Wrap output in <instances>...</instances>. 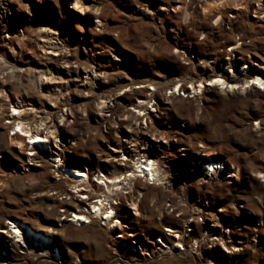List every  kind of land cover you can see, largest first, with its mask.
I'll return each instance as SVG.
<instances>
[{"label": "rangeland", "instance_id": "rangeland-1", "mask_svg": "<svg viewBox=\"0 0 264 264\" xmlns=\"http://www.w3.org/2000/svg\"><path fill=\"white\" fill-rule=\"evenodd\" d=\"M74 1L0 0V264H264V85L253 79L264 76V0H83L85 12ZM237 35L239 59L221 67ZM141 91L154 96L146 112ZM16 98L24 121L64 144L58 158L11 142ZM152 109L160 182L134 180L117 197L101 186L120 199L113 218L72 220L103 195L81 203L73 181L120 176L112 148Z\"/></svg>", "mask_w": 264, "mask_h": 264}, {"label": "bare ground", "instance_id": "bare-ground-1", "mask_svg": "<svg viewBox=\"0 0 264 264\" xmlns=\"http://www.w3.org/2000/svg\"><path fill=\"white\" fill-rule=\"evenodd\" d=\"M72 6H71V8L72 9H74V8H79V9H81V11L82 12H85L86 11V9H88V7L85 5V3H84V1L83 0H75L74 1V3H72L71 4ZM210 7L211 6H209L208 7V9H210ZM231 16V15H230ZM232 17V16H231ZM235 18V17H234ZM223 20V21H222ZM221 22H224V18H223V15H220L219 14V17L216 19V23L215 24H217V26L219 25V23H221ZM100 24V21H97V26ZM213 25H214V21H213ZM221 27V26H220ZM224 43V42H223ZM227 43V42H226ZM241 48V47H240ZM234 50V52H232V53H230V54H228V56L229 57H227L228 59H227V63L231 66L232 64H234L235 63V60H237V59H239V57L238 58H236V55H235V48L233 49ZM241 50V49H240ZM240 50H237L239 53H241L240 52ZM259 66V65H258ZM260 69L262 68L263 69V67L262 66H260L259 67ZM16 68H11L10 69V71L8 72V73H14V72H16ZM7 73V74H8ZM234 78V77H233ZM216 79V78H215ZM253 79H254V81H256V82H258V84L260 83L261 85H264V84H262V81L264 82V76H258V75H255V76H253ZM217 80V82H219V84H220V81H221V79H216ZM41 81H42V79H41ZM229 80H225V81H221V83L222 82H224L222 85L224 86V85H226V84H229V82H228ZM0 82H2L3 83V85H4V81H0ZM211 82V81H210ZM216 82V81H215ZM199 83L200 84H202L203 83V81H199ZM214 83V82H213ZM212 83V84H213ZM248 83V81L246 80V79H244V81H243V84H247ZM257 84V83H256ZM192 85H193V83H192ZM240 85V84H239ZM183 86V85H182ZM217 86V85H216ZM231 87V86H230ZM237 87V86H236ZM243 87V86H242ZM241 87V93H249V90H247V89H243ZM186 87H181V90L182 91H184L185 92V89ZM200 89V88H199ZM240 89V88H239ZM197 90V89H196ZM258 91V90H257ZM139 94H141L142 96L139 98V105L137 106V107H135L136 109H138L139 110V112H146L147 111V108H146V106H145V104H151V102L154 100V97H153V95L152 96H149V94L148 93H146V92H139ZM122 94L121 93H119L116 97H115V101L117 102V101H121L122 99ZM17 99V98H16ZM130 101H131V99H130ZM10 102H11V104H14V101H12V100H10ZM15 104H17V106H14L10 111H9V114L11 113V116H12V119H13V121H12V124H13V127H12V130H14V133H13V135H12V137H11V142L12 143H14V145L15 146H17V148L19 149V151H29V152H31V153H29L28 155H27V157L29 158V157H35V156H37V151L38 150H40V151H43V152H47V153H50L53 157H55V159L56 158H58V150H60V145H64L63 143L61 144V142H60V144H58V142H56V141H54V138H52V135H53V133L52 132H44L43 130H41V129H39V128H37V127H31V125L29 124V123H27L26 121H24V118H25V115L23 114V111H22V108H23V106H21V103L19 102V99H17V102L15 103ZM134 106V105H133ZM3 113V112H2ZM42 125V124H41ZM46 129H48V130H51L52 128H53V126H47L46 125ZM145 130V129H144ZM147 131V130H146ZM134 136H132V137H130L131 139L133 138ZM138 150V149H137ZM137 150H136V152H137ZM116 157H114V158H112L113 160L115 159ZM34 159H36V157L34 158ZM30 161H32V159L30 160ZM116 161V160H115ZM108 162V161H107ZM207 164H209L210 166H212V167H214L215 165H218L219 163L217 162V161H215V160H213V159H210V160H208L207 162H206ZM63 170V172L65 173V175L66 176H71V177H74V179H84V178H86L87 177V174H85V171H80V170H77V169H70V168H66V167H64L63 166V168H62ZM91 171H89V173H90ZM157 173H159V171L157 170L156 171ZM236 172V171H235ZM98 174H100V173H98ZM117 175V174H116ZM116 175H114V174H112L111 175V177H107V179L109 180V183H110V185H108L107 184V189H109V191H111V192H113L116 196L115 197H117L118 195H119V193H118V191L120 190V189H123V187H124V182H121L120 180H119V177L120 176H116ZM234 175V174H233ZM151 176H152V178L155 176L154 175V173H151ZM90 177V176H89ZM100 180H103V179H100L99 177H98V181H100ZM126 181V180H125ZM79 181L78 180H74L73 181V185H72V190H73V194L74 193H77V194H79V196H84V194L82 193V191H83V189H84V187H90V185L89 184H80V183H78ZM101 182V181H100ZM88 183V182H87ZM89 183H90V181H89ZM93 186V185H92ZM97 186V188L96 189H94V191L95 192H97V193H103V195H100L101 197L102 196H104L105 197V200H108V199H110V197H108L107 195H106V192L104 191V189H102V188H100L99 190H97L99 187H98V185H96ZM94 187V186H93ZM112 188V189H111ZM72 194V193H71ZM77 197V196H76ZM81 203H83L84 201H80ZM134 205V204H133ZM94 210H92V212H88L87 213V211L86 210H83V212L81 213V214H79L78 213V215H76V220L79 222L80 221V219L81 220H88L89 218H91V214H92V216L93 215H95V216H97V215H104V213H108V212H105V209H104V204H103V202L102 201H100V204H98V205H96L95 204V206H93L92 207ZM79 212V211H78ZM112 213V212H111ZM65 216V215H64ZM108 218H113L112 217V215H110ZM107 218V219H108ZM103 219V218H102ZM108 223V222H107ZM9 224V223H8ZM107 225H110V224H107ZM19 227V226H18ZM13 228H14V226H13ZM167 232H170V233H172V234H174L173 235V237L175 238V239H177L178 241H181V240H183V238L181 239V235H176V233L172 230V229H168V230H166ZM16 232V231H15ZM2 233H7L5 230H3L2 231ZM17 233L19 234L17 237L18 238H20L21 236H22V234L21 233H23V234H25V236H26V234H27V236L28 237H30V238H34V236H33V234L32 233H30L29 231H27V233L26 232H22L21 230H20V228L19 229H17ZM17 235V234H16ZM24 236V235H23ZM16 237V238H17ZM15 238V237H14ZM25 240H27L26 238H25ZM25 242V241H24ZM39 242L40 243H42L43 245H50V243L49 244H47V243H45V239L42 237V236H40L39 237ZM26 243V242H25ZM163 243V242H162ZM178 245H181L180 243H178V244H176V245H174L173 247H178ZM184 245V244H183ZM166 246V245H165Z\"/></svg>", "mask_w": 264, "mask_h": 264}, {"label": "built area", "instance_id": "built-area-1", "mask_svg": "<svg viewBox=\"0 0 264 264\" xmlns=\"http://www.w3.org/2000/svg\"><path fill=\"white\" fill-rule=\"evenodd\" d=\"M234 10L238 12V9H234ZM237 12L236 13H231V14L228 15V19H227L228 22H231L232 19H235L234 17H231L230 15H234L237 18V16H238ZM220 15H222V14H220ZM223 25H225V22H223L221 27ZM219 28L220 27H214V30H219ZM242 45H243V42L241 40V37L239 35H237V38L235 39L233 44L226 47V50H227L226 51V60L224 62H222L221 67H223L224 65L228 66V64H226L227 59H228L227 57H229L228 54L234 52V50H233L234 48H235V51H236ZM254 64L255 63H253V65ZM255 65L258 66V64H255ZM259 67L260 66H258L257 68L259 69ZM244 70H246V69L243 67L241 69V71H244ZM220 71H223V69H221ZM230 71H232V70L230 69ZM230 71H229V74H226L224 71L223 72L225 73L226 76H231L234 71L232 73ZM244 73H247V72H239L238 73L239 75H237V74H235V75H237L238 77L239 76L242 77V76H244ZM185 82H186V80L184 81V83ZM176 84H178V81L176 83H173L174 87H177ZM181 87H182V84H179V86L177 87L179 92H180V88ZM260 90L263 91L264 88L260 89ZM181 92H183V91H181ZM187 93H192V92L190 90ZM108 109H110V107L109 108L108 107L104 108L101 105V111L102 112H104V111H108L109 112ZM152 110H154V111L152 112ZM152 110H151V112L147 113L148 114L147 116H145V114H144V116H142V117H145V119L141 120L138 123V125H136V126L130 125V126H132L130 128L133 131H131L127 135H123L120 139H118L116 141V143H118L117 147H115L116 149L112 148V151L116 150V153L113 152V154H117V153L119 154V155H116L117 158L114 159V160H116L114 167L117 168V171H120L118 173L120 175L119 180L121 182H124V187H125V185H129L131 182H133L134 180H138V179H144V180H146L148 183H150L152 185L160 182V177H159V173L160 172L159 173L156 172L159 168H158V165H157L155 159H153V157H152V145L153 144H149V141H151L150 140L151 139V137H150V132H151L150 129L152 127H150L148 125L149 121H147V120L152 118V114H150V113H154L156 111L155 109H152ZM137 116H135V118L134 117L133 118L136 120ZM144 129H145V131H144ZM146 130H147V132H146ZM130 135H133L134 137L131 139V138H129ZM151 136H152V138L155 137L154 134H152ZM146 148H147V150H145ZM136 150H137V152H136ZM111 159L112 158H110V160ZM130 163L133 165L131 168L128 165ZM205 169L208 170V172L210 173V172H214L215 169L219 170L220 167L218 166V167H215V169H213V168H210V167H208L206 165ZM86 173L90 175V178H92L93 181L91 180L90 183L89 182L87 183V184L90 185V187H87V186L84 187L82 193L83 194L85 193V194H84V196H79V198H80V200H83V201H85V200L91 201L92 198H93V195H95V194L97 195V192L94 191V189L97 188L96 185H98V187H99L97 190L102 188L101 186L107 187V184L110 185L109 180L107 179V177H111L112 174L109 172L111 175L109 174V176H108L106 174H103V172L98 174L99 172H95V171L94 172L91 171L89 173V170H86ZM112 173H114V172H112ZM151 173H154V175H155L153 178L151 176ZM98 177L100 179H103V180H100L101 182L98 181ZM90 178L87 179V180H90ZM75 194H77V193H75ZM77 195H79V194H77ZM94 200H95V202H92V204H91L92 207L95 206V204L96 205L100 204V201H102L103 204H104L105 212H108V213H104V215H103V220L104 221L112 213H113L112 217L114 216V214L117 213V210H118L117 201L120 200L119 197L116 198V199H113V200H111V199L105 200L104 196H102V197L101 196H97L96 199H94ZM77 213H79V212H77ZM76 215L77 214H73L72 215V220L78 222L76 220ZM79 222H83V223L86 224L85 220H81L80 219ZM13 226H15V224L10 222L9 225H8V228H11V230H13ZM165 232H166V230H165ZM167 233H170V232H167ZM170 234H172V233H170ZM159 244H161V240H160Z\"/></svg>", "mask_w": 264, "mask_h": 264}]
</instances>
